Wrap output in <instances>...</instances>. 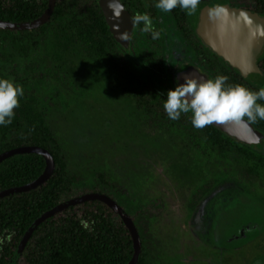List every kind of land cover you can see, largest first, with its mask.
Returning a JSON list of instances; mask_svg holds the SVG:
<instances>
[{
    "label": "rangeland",
    "instance_id": "obj_1",
    "mask_svg": "<svg viewBox=\"0 0 264 264\" xmlns=\"http://www.w3.org/2000/svg\"><path fill=\"white\" fill-rule=\"evenodd\" d=\"M15 44L12 80L37 99L67 172L102 174L120 187L124 205L141 210L151 261L264 264V180L239 179L229 163L202 154L182 130L145 124L106 62L69 36L29 32ZM168 46L164 72L173 84L180 65L196 62Z\"/></svg>",
    "mask_w": 264,
    "mask_h": 264
},
{
    "label": "trees",
    "instance_id": "obj_2",
    "mask_svg": "<svg viewBox=\"0 0 264 264\" xmlns=\"http://www.w3.org/2000/svg\"><path fill=\"white\" fill-rule=\"evenodd\" d=\"M47 4L48 0H0V20L31 22L44 13ZM54 31L69 36L94 59L106 62L114 85L134 97L145 124L182 130L202 154L210 152L229 163L239 179L264 180V148L237 142L212 125L196 129L191 123V113L182 114L176 121L169 119L163 104L168 90L175 89V82L172 84L165 75L161 43L149 54L124 55L109 32L99 0H56L50 19L39 28L0 29V78L13 79L16 76L14 54L10 49L15 47L17 40L29 32L42 35ZM193 58L196 65L190 67L198 69L208 79L225 75L229 78L228 84H242L253 91L260 89L246 82L234 68L214 54ZM257 62L264 75V51ZM181 67L177 71L182 70ZM250 123L264 134V120ZM19 148L47 151L53 158L54 168L44 184L0 198V264L9 263L22 236L36 218L57 204L88 192L104 194L124 209L140 238L138 264H156L147 253L141 210L126 207L120 187L104 175L86 178L67 172L57 140L32 95L24 94L12 123L0 126V156ZM45 169L46 161L41 154L31 152L7 156L0 161V193L34 183ZM132 255V240L120 217L102 202L90 201L42 222L32 233L17 264L20 261L21 264H128Z\"/></svg>",
    "mask_w": 264,
    "mask_h": 264
},
{
    "label": "water",
    "instance_id": "obj_3",
    "mask_svg": "<svg viewBox=\"0 0 264 264\" xmlns=\"http://www.w3.org/2000/svg\"><path fill=\"white\" fill-rule=\"evenodd\" d=\"M55 3L56 0H48L47 8L44 13L31 22L16 23L0 20V29L22 31L39 28L50 19ZM99 7L110 27L114 39L121 46L126 48L130 39L132 23L121 1L99 0ZM219 8L221 11L218 15H212L201 20L198 27V34L204 43L221 57L229 67L234 68L246 82L255 88H264V75L257 62V57L264 43V20L243 10L234 9L227 5ZM125 35L127 38H125ZM188 76L204 80L208 79L207 76L198 69L189 67L177 74L175 86L177 83H183L184 78ZM212 126L235 139L237 142L246 145H258L264 148V134L255 129L246 119L245 122L241 123L226 121L224 123L213 124ZM31 152L41 154L45 158L46 169L44 173L30 185L0 193V198L13 192L34 189L44 184L50 177L54 168L53 158L50 153L40 148H19L2 154L0 156V161L12 154ZM90 201L102 202L113 213L120 217L130 234L133 244V255L128 264H138L141 254V242L132 219L115 200L98 192H88L76 196L57 204L50 210L41 214L30 224L22 236L8 264H17L19 262L32 233L42 222L63 210Z\"/></svg>",
    "mask_w": 264,
    "mask_h": 264
},
{
    "label": "clouds",
    "instance_id": "obj_4",
    "mask_svg": "<svg viewBox=\"0 0 264 264\" xmlns=\"http://www.w3.org/2000/svg\"><path fill=\"white\" fill-rule=\"evenodd\" d=\"M201 0H158L155 5L163 12H171L177 7L194 15ZM221 9L213 10L218 15ZM134 24H143L144 32H152L153 39L159 33L154 30L153 20L148 13H137ZM125 38L127 36L125 35ZM228 77L218 75L214 79L185 77L183 83H177L174 90H168L163 108L169 119L176 121L182 114L191 113V123L196 129L213 124L235 121L237 123H255L264 120V88L253 91L242 84H228ZM24 96V87L12 79L0 78V126L10 125L20 107Z\"/></svg>",
    "mask_w": 264,
    "mask_h": 264
},
{
    "label": "flooded vegetation",
    "instance_id": "obj_5",
    "mask_svg": "<svg viewBox=\"0 0 264 264\" xmlns=\"http://www.w3.org/2000/svg\"><path fill=\"white\" fill-rule=\"evenodd\" d=\"M120 1L127 11L129 19L132 23L130 39L126 48L121 46L114 39V36L111 33L108 24L107 26L112 38L117 43L120 51L124 55L128 56L149 54L153 51L152 48L155 49L159 47L160 43L164 56H166V51L169 47L168 45L172 47V51L175 50L174 47H178L177 50H179L180 52L183 50V54H190L193 57L204 55L208 56L210 54L218 56L208 45L204 43V41L198 34V27L201 20L203 18L214 15L213 10L217 9L218 7L227 5L234 9L243 10L251 15L257 16L259 19L264 20V0H201L200 5L198 6L194 15H187L186 11L179 7L171 12L165 13L155 7V5L158 3V0ZM137 13H148L151 16L153 20L154 30L159 33L158 38L153 39L152 32H144L142 30V23L139 25L134 24L133 17ZM263 51L264 43L259 55ZM192 64L196 65V63L191 62H186L180 65L184 67L182 70H179V72L186 70Z\"/></svg>",
    "mask_w": 264,
    "mask_h": 264
}]
</instances>
